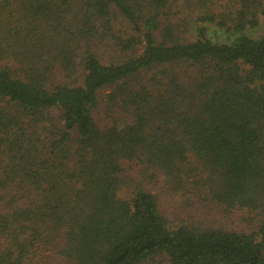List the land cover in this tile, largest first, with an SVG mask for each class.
Masks as SVG:
<instances>
[{"label":"trees","instance_id":"16d2710c","mask_svg":"<svg viewBox=\"0 0 264 264\" xmlns=\"http://www.w3.org/2000/svg\"><path fill=\"white\" fill-rule=\"evenodd\" d=\"M263 21L0 0V264H264Z\"/></svg>","mask_w":264,"mask_h":264},{"label":"rangeland","instance_id":"374dc122","mask_svg":"<svg viewBox=\"0 0 264 264\" xmlns=\"http://www.w3.org/2000/svg\"><path fill=\"white\" fill-rule=\"evenodd\" d=\"M218 30L222 32L221 29H218ZM251 30H252L251 33L254 34V35H257V36L261 35V34H264V21L262 22V24H261V26L259 28H255V29H251ZM223 33L226 35L225 32H223ZM218 34H219L218 38H219V40H221V42L222 41H226V39L220 33H218ZM212 35H214L213 39H215V34L212 33ZM205 212H207V214H206L207 216L209 215L210 222L216 221L219 224H223V223H225L227 221H230L229 222L230 226H235V227H238V228H241V229L246 228L248 226L246 224V222L242 221L240 219V217H238V216L230 217V216H226L225 214H220L221 212H218L216 214L215 211L213 212V210H211V209H208Z\"/></svg>","mask_w":264,"mask_h":264}]
</instances>
